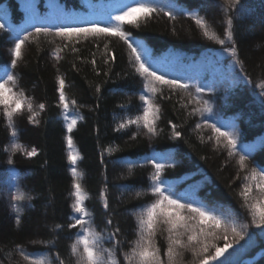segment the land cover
<instances>
[{
  "label": "trees",
  "instance_id": "1",
  "mask_svg": "<svg viewBox=\"0 0 264 264\" xmlns=\"http://www.w3.org/2000/svg\"><path fill=\"white\" fill-rule=\"evenodd\" d=\"M146 2L158 11L141 20L139 27L125 24L124 31L131 33L139 50L146 53L161 74L188 83V91L193 95L196 86L214 89L203 94L214 110L202 115H188L195 105L181 107V102L189 100L182 90L163 88V96L170 99H163L160 93L151 97L161 110L155 136L135 125L116 131L120 122L142 113L139 96L146 91L143 78L130 63L127 45L118 37L81 40L75 44L77 53L65 49L57 62L51 52L57 46L62 48L64 41L51 34L41 35L38 41L25 43L15 68L11 64L15 40L34 34L35 27H75L93 22L107 27L133 0H0V22L4 24L0 29V79L14 75L16 82L10 86L15 92L22 91L31 97L34 107L39 103L46 105L39 112L38 124L28 121L27 109L14 117L18 132L15 140L10 136L7 118L0 114V264H27L20 256V248L42 259L44 264H57V253L65 264H76L77 257L71 254L70 245L77 229L67 228L74 198L70 196L71 165L64 141L67 129L58 104L57 75L65 80L68 99L77 101L78 112L70 108V116L83 117L71 135L80 156L75 167L83 174L80 182L88 194L85 206L94 218L93 227L102 231L111 215L121 229L117 237L121 249L115 252L118 264H126L123 253L130 251L131 241L136 238L133 213L154 198L149 191L151 159L166 165L162 179L173 193L186 200L203 201L220 213L230 212L238 225H249V235L222 258L225 264H244V259L259 251V257L250 264H264V229L251 223L238 195L246 175L239 169V156L229 157L226 148L209 140L212 132L203 126L208 119L225 130L235 127L239 133L238 150L248 156V169L264 170V95L258 86L264 81V0H241L237 9L227 11L222 7L224 0ZM189 11L204 17L221 38L223 21L229 15L234 18L233 39L251 83L243 78L239 65L233 66L229 53L203 37L188 16ZM168 12L176 19L170 20ZM174 52L179 53L175 64ZM112 56L115 60L105 64L104 60ZM92 59L96 61L95 67ZM180 71L187 76H179ZM97 86L100 92H96ZM169 121L178 126L180 137L173 136ZM197 124L202 127L197 128ZM14 142L28 150L35 147L36 156L27 157L22 151L10 153ZM246 145L254 146L251 155L244 151ZM10 155L12 164L8 163ZM129 164L134 165L131 174ZM237 174L240 179H236ZM105 185L107 210L100 197ZM18 189L32 197L19 202L23 209L19 225L10 203L11 194ZM138 191L142 193L139 198ZM56 224L62 227L56 228ZM156 243L163 252L166 233L158 234ZM102 246L113 247L108 240ZM191 261L192 256L185 254L184 264Z\"/></svg>",
  "mask_w": 264,
  "mask_h": 264
},
{
  "label": "snow or ice",
  "instance_id": "2",
  "mask_svg": "<svg viewBox=\"0 0 264 264\" xmlns=\"http://www.w3.org/2000/svg\"><path fill=\"white\" fill-rule=\"evenodd\" d=\"M241 0H224L222 7L227 11L229 9H237ZM158 10L146 0H133V4L121 10L112 18L115 23H110L107 27L93 22L82 26H55V27H35L34 34L28 33L22 37H18L11 49V64L13 68L17 66L22 56V48L27 41H38L40 36L47 37L53 35L64 41L63 47L57 46L52 50L51 55L57 62L62 59L61 52L65 49L72 53H77L79 49L75 47L76 43L81 40L96 39L99 37H118L127 45L129 49L130 63H132L135 72L143 78V89L139 99L142 102V113L135 118H129L120 122L116 131L120 132L135 125L137 128L146 130L149 136L157 135L156 121L160 118V107L153 103V99L157 93L161 94L163 99L170 97L163 96L162 89L182 90L189 97L187 103L181 102V107L187 109L190 105H195L188 113L189 116L203 113H212L213 105L209 100L203 99V94L207 91L213 92L211 86H196L195 95L188 91L190 85L182 82L180 79H170L167 75L161 74L149 59L146 53L139 50L138 46L132 40L131 33L124 31V25H134L139 27V22L143 19L150 18L153 13ZM166 15L170 20H175L173 13L168 12ZM188 16L195 22L202 32L203 37L209 41L219 44L224 52L230 54L233 66L239 65L243 78L250 83L251 79L244 72L243 61L238 56V49L233 39L234 34V18L229 15L223 21L225 25L223 30V38L216 31L212 30L204 17L189 11ZM4 28V24L0 22V29ZM175 31V28H173ZM226 45H231L226 46ZM105 50L108 45H104ZM107 56V51L105 52ZM95 56V53H93ZM115 60V57H108L104 60L105 64ZM92 65L95 67L96 61L92 59ZM75 67V65H73ZM16 77L8 74L7 79H0V114L7 118V126L10 129V136L15 140L18 135L17 128L14 124V117L18 113H22L25 109L30 113L27 119L30 123L38 124L37 119L39 112L46 109L44 103H39L34 107L31 97H27L24 93L15 92L10 84H15ZM56 82L58 87V104L61 109V115L64 116L67 134L64 141L67 145V159L71 165V189L70 196L73 201L70 205L72 215L71 220L67 224L69 229H77L75 240L71 243V254L76 259V264H118L115 259V252L121 249V240L117 237L121 234L118 224H114L111 215L107 216L105 228L97 232L94 225V218L85 206L88 194L85 192L80 180L82 173L78 172L75 165L80 159L79 153L73 141L71 133L77 126V121L83 119L82 116H70L69 109L77 110V101L69 100L65 91V80L63 76L57 75ZM261 88V95H264V81L258 85ZM96 92H100V87H96ZM183 100V98H182ZM37 109L39 111H37ZM171 129L174 137H180L181 132L177 130L178 126L172 121ZM203 126L209 128L212 136L209 140H214L217 146L227 149L228 156L238 155V165L241 171L246 175L243 177L244 183L238 195L243 203L241 207L247 209V213L251 216V223L257 228L264 229V170H257L253 167L250 170L246 165L248 156L238 150L239 133L235 129L225 130L217 126L216 123H210L208 119L203 121ZM197 128L202 127L201 124L196 125ZM135 137H133L134 139ZM254 146L246 145L244 151L251 155ZM14 154L18 151L24 152L27 157H34L37 149L32 147L30 150L19 143H12L9 149ZM14 161L9 156L8 163ZM149 163L153 166V172L150 175L149 191L154 197L150 202L140 205V210L134 212L136 216V228L134 231L135 239L131 241L130 251L123 253V260L126 264H184L185 254L192 256L190 264H225L222 260L226 253L235 245H239L245 239L248 233V224L238 225L232 214L220 213L215 208L209 207L203 201L196 199L186 200L182 196L173 193L169 188L165 187L162 179V173L166 165L151 159ZM129 173L131 174L134 165L129 164ZM236 179H240L237 174ZM107 185L100 192V197L105 210L109 209V201L106 196ZM139 198L141 192H136ZM31 196L26 195L19 189L16 193L11 194V208L17 213L15 222L17 225L21 223L20 213L23 209L19 206V202L31 200ZM61 228L60 224L55 225ZM109 228L111 230H109ZM166 233V246L163 249L156 243L158 234ZM108 240L113 247L105 249L102 245ZM222 241V244L220 243ZM45 243V241H41ZM20 256L27 264H44L42 259L32 257L26 254L22 248L19 249ZM57 264H65V260L60 258L59 254L55 257Z\"/></svg>",
  "mask_w": 264,
  "mask_h": 264
},
{
  "label": "rangeland",
  "instance_id": "3",
  "mask_svg": "<svg viewBox=\"0 0 264 264\" xmlns=\"http://www.w3.org/2000/svg\"><path fill=\"white\" fill-rule=\"evenodd\" d=\"M176 58H177V57H176V56H174V59H173V61H175V59H176ZM0 187H1V181H0ZM235 246H236V245H235ZM235 246H234V247H235ZM234 247H233V248H234ZM233 248H232V249H233ZM232 249H230V250H232ZM230 250H229V251H230ZM229 251H228V252H229ZM226 254H227V253H226ZM243 261L245 262V261H246V259H244Z\"/></svg>",
  "mask_w": 264,
  "mask_h": 264
},
{
  "label": "bare ground",
  "instance_id": "4",
  "mask_svg": "<svg viewBox=\"0 0 264 264\" xmlns=\"http://www.w3.org/2000/svg\"><path fill=\"white\" fill-rule=\"evenodd\" d=\"M249 259H252V257H250V258H247V260H249Z\"/></svg>",
  "mask_w": 264,
  "mask_h": 264
}]
</instances>
